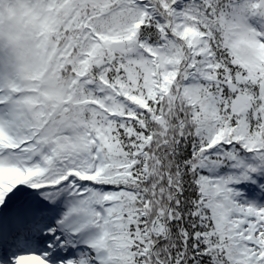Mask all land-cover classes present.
<instances>
[{
  "label": "snow or ice",
  "instance_id": "1",
  "mask_svg": "<svg viewBox=\"0 0 264 264\" xmlns=\"http://www.w3.org/2000/svg\"><path fill=\"white\" fill-rule=\"evenodd\" d=\"M99 7L71 88L0 99V264H264V0Z\"/></svg>",
  "mask_w": 264,
  "mask_h": 264
},
{
  "label": "trees",
  "instance_id": "2",
  "mask_svg": "<svg viewBox=\"0 0 264 264\" xmlns=\"http://www.w3.org/2000/svg\"><path fill=\"white\" fill-rule=\"evenodd\" d=\"M91 11L79 0H0V99L8 102L5 107L30 111L72 87L69 57L75 60L80 48L70 31L77 33V19Z\"/></svg>",
  "mask_w": 264,
  "mask_h": 264
},
{
  "label": "rangeland",
  "instance_id": "3",
  "mask_svg": "<svg viewBox=\"0 0 264 264\" xmlns=\"http://www.w3.org/2000/svg\"><path fill=\"white\" fill-rule=\"evenodd\" d=\"M79 4L83 7H86L91 12L85 13L76 21L77 33H73L70 31V34L73 36L75 42H79V44L85 42V37L88 36L90 28L87 26H95L96 28H100L104 24V17L102 15V11L100 10L99 4L100 0H90L84 1L79 0ZM50 5V2H48ZM95 9V10H94ZM10 72V69H5V72Z\"/></svg>",
  "mask_w": 264,
  "mask_h": 264
}]
</instances>
